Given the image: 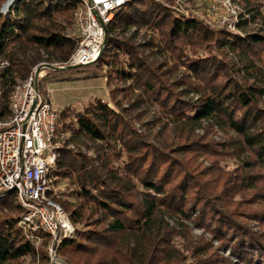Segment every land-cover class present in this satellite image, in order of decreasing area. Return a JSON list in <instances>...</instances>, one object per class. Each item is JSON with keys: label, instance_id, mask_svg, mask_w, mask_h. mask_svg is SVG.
Returning a JSON list of instances; mask_svg holds the SVG:
<instances>
[{"label": "trees", "instance_id": "trees-1", "mask_svg": "<svg viewBox=\"0 0 264 264\" xmlns=\"http://www.w3.org/2000/svg\"><path fill=\"white\" fill-rule=\"evenodd\" d=\"M235 1L248 12L255 10L252 18H264L259 11L262 0ZM76 5L77 0H15L5 14L0 12V58L9 63L0 72V116L9 113L5 98L17 83L15 76L23 80L34 65L45 61L40 51L49 55L45 62L68 60L77 46V38L66 33L73 26ZM132 27L156 34V40L144 46L160 62L150 61L137 45L117 37ZM105 41L93 65L106 67L108 82L128 83L126 91L137 89L140 100L158 103L174 123L206 122L224 138L181 137L180 157L171 147L136 140L118 101L119 110L100 99L83 110H59L57 130L68 132L71 142L83 138L102 145L93 146V157L57 149L55 174L74 188L66 198H53L73 225L87 227L61 241V254L74 264H173V231L152 234L158 214L165 213L177 221L194 220L221 245H229L240 262L264 264V233L253 232L240 218L264 220V108L258 105L264 84L243 85L232 78L239 67L227 60L234 54L250 74H263L264 33L241 37L157 0H130L107 26ZM179 67L184 72L178 77ZM201 156L210 166L198 160ZM227 158L238 160L235 169L220 167ZM2 200L0 264H23L25 257L48 264L46 240L36 248L18 226L20 206L14 199ZM179 224L190 256L212 250L202 239L194 244L187 226ZM210 256L188 264H214ZM219 260L231 264L228 258Z\"/></svg>", "mask_w": 264, "mask_h": 264}, {"label": "built area", "instance_id": "built-area-1", "mask_svg": "<svg viewBox=\"0 0 264 264\" xmlns=\"http://www.w3.org/2000/svg\"><path fill=\"white\" fill-rule=\"evenodd\" d=\"M129 1L77 0L73 13L77 46L67 61L49 65L66 69L95 62L105 48L107 26ZM210 5L212 23L217 28H237L241 8L234 0H211ZM47 64L35 65L13 86L8 97L9 113L0 116V200L12 193L21 208L18 226L36 248L46 240L48 264H67L60 258L59 245L75 228L53 198L58 178L54 145L58 110L38 86ZM8 65L1 60L0 70Z\"/></svg>", "mask_w": 264, "mask_h": 264}, {"label": "rangeland", "instance_id": "rangeland-1", "mask_svg": "<svg viewBox=\"0 0 264 264\" xmlns=\"http://www.w3.org/2000/svg\"><path fill=\"white\" fill-rule=\"evenodd\" d=\"M5 1L6 0L1 2L0 12L2 11V4ZM157 1L177 13L188 12L189 14L192 13L196 16H199L206 20L212 27L217 29V27L212 23L213 12L210 8L211 0ZM235 2L241 8L240 21L243 19L247 20L246 22H244V24L241 25V27L239 26V21L237 28L230 31L233 33H237L241 37H246L247 35L256 32L264 33V18H262L261 16L252 18V14L256 15L255 10H253L252 12H248V9L244 6L243 3H240L238 1ZM262 2L263 4L259 6V11L264 17V0H262ZM66 33L72 37H76L74 26L68 29ZM117 37L120 40H128L131 43L137 45L139 51L148 56V59L150 61H161L160 58L150 56V50L144 46L149 39H152L153 41L156 40V34L152 31L146 28L137 29L135 27H132L123 33H118ZM40 55L42 57L41 60L44 59L46 61V58H49L48 53L44 51H40ZM1 60L3 59L0 58V61ZM227 60L231 61L232 63H236V67H239L238 73L232 72V78L235 77L243 85H247L250 83H255L256 85L264 84V73L261 74V72H254L250 74L247 70L241 67V62L238 61V57L234 54H228ZM46 63L57 65L59 62ZM255 65L260 66V63L255 62ZM10 66H12V64ZM42 70L45 73L42 77L39 78V89L43 94H46L50 97L51 102L54 104L58 111L63 109L64 107H69L74 111L83 110L88 107L89 104L93 103V101L96 99L107 102L112 108L119 110V108L115 106V102L118 101L121 107L124 108L123 113L125 114L126 120L128 121V129L133 134L136 140L142 139L143 141L150 142L162 148L171 147L172 149H174L173 154L179 155L180 157L181 150L180 147H177V145L180 141L183 140H181V137L209 135L216 141H219L220 138H224V134L220 130L211 127L206 122L195 125H180L174 123L169 118H166V115L161 112L162 108L158 103L153 101L140 100L141 98L139 99V91L137 89L126 91L125 89L128 87V83L121 81L118 82L117 80L108 82V78L105 74L106 67H98L97 65H93L92 63L87 66L70 67L66 69L54 70L46 68ZM262 71L264 72V70ZM183 72V68L179 67L176 72V76L179 77ZM15 77L17 82L20 81L18 76ZM7 98L8 96L5 99ZM258 105L259 107L264 108V96L259 98ZM69 135L70 134L68 132L62 133L60 132V130H57L56 138L54 140L56 151L58 148L65 147L75 152L86 154L88 155V157H93L95 153V151L93 150V146L95 148L102 147L100 143H90L85 141L83 138L74 139V142H71L69 140ZM116 147H119V143H116ZM122 156L123 158H125L126 155L123 153ZM198 160L202 162L203 165L210 166L209 159H203V156H201ZM219 165L223 170L235 169L238 165V160L234 158H227L224 161L220 162ZM54 188L56 193L55 196L66 198V193L74 188V185L68 179L58 177L56 182L54 183ZM92 192L95 193V190H92ZM7 197L9 199H14L12 193L8 194ZM237 198L238 197L234 198V200H238ZM95 217L96 215L93 216V218ZM240 218L241 221L246 222V224L250 227V230H252L253 232L264 233V220H252L251 218L245 216H241ZM157 222L159 223H156V225H154V227L152 228V234L160 237L162 235H165V231H173L171 234V241L173 243V246L175 247V251L172 252L174 253L173 259H169L171 261H174L173 264H188L190 262L194 263L196 262V260L197 262L202 261L204 258L210 256L211 251H214V253L210 256L214 260V264H221L219 262V259L221 257L228 258L231 264H244L240 262L239 259L231 252V248L229 245H221L218 239L213 236L210 231L201 228L192 219H181L177 221V218H171L165 213H159ZM179 222H182L185 226H187L189 236L191 237L194 244H198L200 239H202L203 241L210 243V245L212 246V250H210L207 254L203 253L200 256H196L195 258L190 256L185 249L184 239L180 234V231H182V226H180ZM157 224H160V226L158 227ZM73 226L75 228L74 233L76 229L82 230L87 228L82 224ZM59 255L65 263L74 264L70 261H67L65 259V255L61 254V251H59ZM23 264H41V262L39 261L38 257L35 260L31 259L30 257H25ZM248 264H254V261L252 260Z\"/></svg>", "mask_w": 264, "mask_h": 264}, {"label": "water", "instance_id": "water-1", "mask_svg": "<svg viewBox=\"0 0 264 264\" xmlns=\"http://www.w3.org/2000/svg\"><path fill=\"white\" fill-rule=\"evenodd\" d=\"M15 0H6L3 4H2V13H6L8 11V8L12 5V3L14 2ZM46 67L50 68V69H60L59 67H55V66H52V65H49L47 64ZM70 68V67H68Z\"/></svg>", "mask_w": 264, "mask_h": 264}]
</instances>
